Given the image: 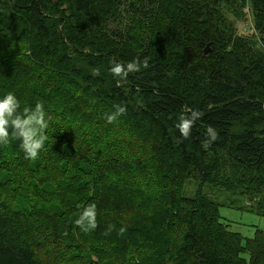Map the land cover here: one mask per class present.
Masks as SVG:
<instances>
[{"label":"trees","instance_id":"16d2710c","mask_svg":"<svg viewBox=\"0 0 264 264\" xmlns=\"http://www.w3.org/2000/svg\"><path fill=\"white\" fill-rule=\"evenodd\" d=\"M5 91L51 120L36 160L0 148V264H264V231L233 232L203 191L264 216V0H0Z\"/></svg>","mask_w":264,"mask_h":264},{"label":"clouds","instance_id":"9594fccd","mask_svg":"<svg viewBox=\"0 0 264 264\" xmlns=\"http://www.w3.org/2000/svg\"><path fill=\"white\" fill-rule=\"evenodd\" d=\"M148 67L147 62L143 64ZM141 64L130 61L126 65L115 63L110 71L115 77L127 78L129 73L140 71ZM94 75H99L100 70L94 69ZM116 110L107 115L108 123L115 121L126 112L124 106H115ZM203 113L193 109L188 116L181 115L176 128L184 138H188L195 122L201 119ZM51 117L45 111L43 102H37L34 106H23L20 99L13 91L0 93V148L8 147L13 141H20V147L25 154V159L36 160L44 149L48 140L49 122ZM207 147L217 139V132L211 126L207 129ZM86 221V222H85ZM84 231H91L97 227L95 221V205H89L83 211L81 217L75 221ZM124 229H121L123 232Z\"/></svg>","mask_w":264,"mask_h":264},{"label":"rangeland","instance_id":"374dc122","mask_svg":"<svg viewBox=\"0 0 264 264\" xmlns=\"http://www.w3.org/2000/svg\"><path fill=\"white\" fill-rule=\"evenodd\" d=\"M239 33L243 34L244 32L252 34V18L249 15V19L246 22H240L237 24ZM252 31V32H251ZM199 189V184L193 180L189 181L184 188L185 197H193ZM203 191L205 194L209 195L216 202L221 204H228V206H222L220 209L223 221H229L232 225L230 229L233 232L241 234L244 239L253 238L257 230L264 231V216L259 214L249 212L244 209V204H248V201L239 205L240 207L233 206L234 200L225 192L221 191L218 188L211 186H204ZM231 200V201H230ZM254 204V202H250Z\"/></svg>","mask_w":264,"mask_h":264},{"label":"water","instance_id":"95a60500","mask_svg":"<svg viewBox=\"0 0 264 264\" xmlns=\"http://www.w3.org/2000/svg\"><path fill=\"white\" fill-rule=\"evenodd\" d=\"M209 53V46L205 50V54L207 55Z\"/></svg>","mask_w":264,"mask_h":264}]
</instances>
